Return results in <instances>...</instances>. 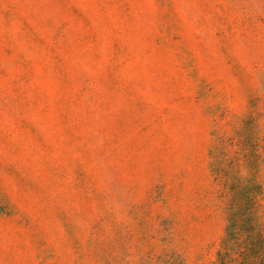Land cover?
<instances>
[{
  "label": "rangeland",
  "instance_id": "1",
  "mask_svg": "<svg viewBox=\"0 0 264 264\" xmlns=\"http://www.w3.org/2000/svg\"><path fill=\"white\" fill-rule=\"evenodd\" d=\"M257 229L264 0H0V264H250Z\"/></svg>",
  "mask_w": 264,
  "mask_h": 264
},
{
  "label": "trees",
  "instance_id": "2",
  "mask_svg": "<svg viewBox=\"0 0 264 264\" xmlns=\"http://www.w3.org/2000/svg\"><path fill=\"white\" fill-rule=\"evenodd\" d=\"M247 225H249L250 227H256L253 220H248ZM251 230L255 232L253 228H251ZM257 231H258L257 233L253 234L250 237H247V240L250 241V247L252 245L251 251L254 252V256L256 259L255 261L252 260L250 264H264V241L262 242L263 234H261V232L258 229ZM259 252H262V259L260 260L258 259V257L260 256ZM219 257H221V252L219 253Z\"/></svg>",
  "mask_w": 264,
  "mask_h": 264
}]
</instances>
